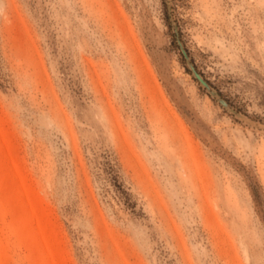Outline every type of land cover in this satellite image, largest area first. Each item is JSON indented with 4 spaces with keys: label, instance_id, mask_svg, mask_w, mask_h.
Masks as SVG:
<instances>
[{
    "label": "rangeland",
    "instance_id": "obj_1",
    "mask_svg": "<svg viewBox=\"0 0 264 264\" xmlns=\"http://www.w3.org/2000/svg\"><path fill=\"white\" fill-rule=\"evenodd\" d=\"M0 264H264V0H0Z\"/></svg>",
    "mask_w": 264,
    "mask_h": 264
}]
</instances>
